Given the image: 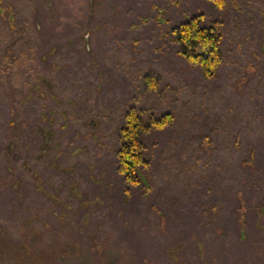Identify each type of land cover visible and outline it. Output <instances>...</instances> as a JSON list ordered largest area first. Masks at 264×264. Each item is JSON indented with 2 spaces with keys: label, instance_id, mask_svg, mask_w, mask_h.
I'll return each instance as SVG.
<instances>
[{
  "label": "rangeland",
  "instance_id": "obj_1",
  "mask_svg": "<svg viewBox=\"0 0 264 264\" xmlns=\"http://www.w3.org/2000/svg\"><path fill=\"white\" fill-rule=\"evenodd\" d=\"M0 1L26 21L36 73L64 85L50 122L1 105L0 264H264V0ZM200 12L225 33L212 79L167 38ZM138 69L160 75L154 89ZM126 99L176 115L146 137L142 187L125 184L108 136ZM38 126L63 144L58 164L38 159Z\"/></svg>",
  "mask_w": 264,
  "mask_h": 264
},
{
  "label": "trees",
  "instance_id": "obj_2",
  "mask_svg": "<svg viewBox=\"0 0 264 264\" xmlns=\"http://www.w3.org/2000/svg\"><path fill=\"white\" fill-rule=\"evenodd\" d=\"M178 5L181 0H172ZM218 6H224L227 0H212ZM0 21L4 25L0 33V108L6 104L11 108L12 115H37L46 109L45 98L41 95L49 86L41 79L43 76L35 71L33 61L35 57L34 43L28 35L26 21L12 5L3 4L0 1ZM152 9L159 13L160 7L153 3ZM152 17L146 16L140 21L147 22ZM207 16L204 13L187 15L179 24L172 26L167 38L176 45L177 52L190 65L199 67L205 78H214L226 61L222 50L225 39L223 24L220 20H212L206 23ZM139 70V69H138ZM135 80L143 79L148 87L154 89L158 84L160 75L152 70L137 71ZM54 93L64 90V85H54ZM82 91V90H81ZM36 94H39L37 97ZM72 110L79 107L77 102L69 98L66 102ZM121 117L118 119L116 130L108 136L112 137L113 154L117 162V170L123 175L127 186L142 187L146 172L150 167L148 161V147L146 137L154 131L163 130L171 126L176 118L170 110L165 114L158 115L153 108L139 106L136 100L126 99L121 106ZM67 112H69L67 110ZM65 116H68L65 113ZM10 138L17 143L21 141L24 127H16L15 122H10ZM116 124V117L106 119L105 130L109 132L110 125ZM14 126V128H13ZM213 136V135H212ZM207 143L211 145L212 137L209 135ZM44 145V146H42ZM48 160L58 164V146L60 142L55 139L47 140L41 144ZM7 165H16L20 157L17 152L7 151ZM27 167V168H26ZM28 172H33L26 165ZM24 169V170H25ZM148 177V176H147ZM149 179V177H148ZM259 216H264V198L254 208Z\"/></svg>",
  "mask_w": 264,
  "mask_h": 264
},
{
  "label": "flooded vegetation",
  "instance_id": "obj_3",
  "mask_svg": "<svg viewBox=\"0 0 264 264\" xmlns=\"http://www.w3.org/2000/svg\"><path fill=\"white\" fill-rule=\"evenodd\" d=\"M41 80L43 82H45L49 86V88L45 89V92L41 94L45 98L46 107L47 108L41 110L42 111L41 114H37V115H34V116L38 117L41 120L50 122L51 121L50 120V117H51L50 114L55 112V110L53 108H49L48 107L49 104H50V101L51 102L52 101H56V103H60L64 107V90L61 91L62 94L54 93L53 90H57V89H54V85L55 84L52 83V82L47 81L44 77H42ZM36 95H37V97L39 96V94H36ZM61 113H62V118H63V122H64V108H62V112ZM53 123L54 122H51L49 125L52 126ZM38 127L40 129V133H39V135L41 136L40 138L43 140V141H41V144L42 143L46 144L47 140H50V139H53V138L55 139V136L52 135L51 130H46V128H42L41 126H38ZM62 127H64V124H63ZM62 145L63 144H60L61 154H62L61 157L64 156V149H63ZM42 146H44V145H42ZM42 146H40V149H39L41 153L38 156V159L41 160V161L42 160H48V157L45 155L46 152L45 151L43 152V149H41ZM52 164H55V162H53Z\"/></svg>",
  "mask_w": 264,
  "mask_h": 264
}]
</instances>
